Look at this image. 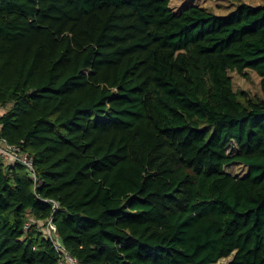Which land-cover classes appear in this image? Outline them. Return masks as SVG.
<instances>
[{
    "label": "trees",
    "instance_id": "1",
    "mask_svg": "<svg viewBox=\"0 0 264 264\" xmlns=\"http://www.w3.org/2000/svg\"><path fill=\"white\" fill-rule=\"evenodd\" d=\"M169 1L0 0V264H264V6Z\"/></svg>",
    "mask_w": 264,
    "mask_h": 264
},
{
    "label": "rangeland",
    "instance_id": "2",
    "mask_svg": "<svg viewBox=\"0 0 264 264\" xmlns=\"http://www.w3.org/2000/svg\"><path fill=\"white\" fill-rule=\"evenodd\" d=\"M239 3L264 6V0H170L169 6L173 11H180L188 5L196 4L215 15H225L232 11ZM229 74L235 90L246 91L251 96L261 95L260 77L255 71L247 69L243 73L230 71ZM227 151L228 153H233L235 147L231 145L227 148ZM224 170L236 176H243L247 171V167L238 162H231L225 166ZM231 258L232 255L221 258L214 264H226Z\"/></svg>",
    "mask_w": 264,
    "mask_h": 264
},
{
    "label": "built area",
    "instance_id": "3",
    "mask_svg": "<svg viewBox=\"0 0 264 264\" xmlns=\"http://www.w3.org/2000/svg\"><path fill=\"white\" fill-rule=\"evenodd\" d=\"M0 156L4 157L6 160L20 161L26 164L29 173L33 176L35 175L30 156L20 151L19 147L8 144L6 140L1 137V135ZM46 230L48 231V235L53 241L54 248L59 255L58 264H79L78 260L66 250L65 246L58 237V234L56 233L55 226L52 224L50 219L47 222Z\"/></svg>",
    "mask_w": 264,
    "mask_h": 264
}]
</instances>
